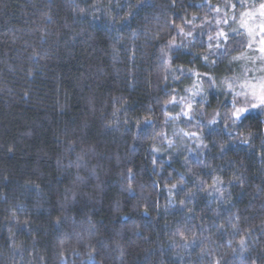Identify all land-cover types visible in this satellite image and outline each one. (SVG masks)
Returning <instances> with one entry per match:
<instances>
[{"label": "trees", "instance_id": "obj_1", "mask_svg": "<svg viewBox=\"0 0 264 264\" xmlns=\"http://www.w3.org/2000/svg\"><path fill=\"white\" fill-rule=\"evenodd\" d=\"M239 1L0 0V264H264V112L156 151Z\"/></svg>", "mask_w": 264, "mask_h": 264}, {"label": "rangeland", "instance_id": "obj_2", "mask_svg": "<svg viewBox=\"0 0 264 264\" xmlns=\"http://www.w3.org/2000/svg\"><path fill=\"white\" fill-rule=\"evenodd\" d=\"M239 2L242 6L237 13L233 11L234 5L228 8L231 11L229 13L223 10L224 5L218 8L210 4L213 16L208 21L212 24L214 32L207 37V52L218 55V58L212 59L208 73L201 76L193 75L192 71V80L183 89L184 94L177 93V98L172 104H181L182 112L169 114L173 123L164 135V143L156 146L158 154H168L171 148L181 156L197 157L201 153V134L184 126L181 118H185L184 122L190 120L209 127L222 121L227 114L236 121L249 112H264V106H260L249 108L240 119L232 116L236 108L258 103L252 93L255 92L259 97L264 90V0ZM241 34L244 36L245 44L242 45L245 48L228 57H222L218 51L225 52L226 41L231 36ZM200 67L198 65L197 68ZM186 82L187 80H184L182 88ZM209 87L213 88L215 95L208 99ZM237 93H245L246 97L238 96ZM200 101L202 103L198 105ZM215 105L217 107H214Z\"/></svg>", "mask_w": 264, "mask_h": 264}, {"label": "snow or ice", "instance_id": "obj_3", "mask_svg": "<svg viewBox=\"0 0 264 264\" xmlns=\"http://www.w3.org/2000/svg\"><path fill=\"white\" fill-rule=\"evenodd\" d=\"M262 51H264V49H262ZM229 87H231V85H229ZM237 95L238 96L239 95H245V97H246L245 93H237ZM252 96L254 99L258 100V103H256V104L249 103L248 107L236 108V110L232 113V116H234L236 119H240L242 117V115L249 110V108L264 106V90H262L259 97L256 96L255 92L252 93ZM233 104L235 107V101L233 102Z\"/></svg>", "mask_w": 264, "mask_h": 264}]
</instances>
